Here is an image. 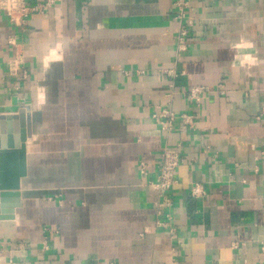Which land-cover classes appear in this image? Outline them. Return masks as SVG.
I'll list each match as a JSON object with an SVG mask.
<instances>
[{"label":"crops","instance_id":"1","mask_svg":"<svg viewBox=\"0 0 264 264\" xmlns=\"http://www.w3.org/2000/svg\"><path fill=\"white\" fill-rule=\"evenodd\" d=\"M175 1L58 0L21 28L0 12V115L23 109L27 134L0 264H264V0H184L181 52ZM159 107L193 128L163 133ZM165 146L183 158L166 218L147 183Z\"/></svg>","mask_w":264,"mask_h":264},{"label":"built area","instance_id":"2","mask_svg":"<svg viewBox=\"0 0 264 264\" xmlns=\"http://www.w3.org/2000/svg\"><path fill=\"white\" fill-rule=\"evenodd\" d=\"M28 0H0V12H3L8 20L9 25L14 27H23L30 16L35 14H43L48 11L52 5L58 0H42L39 2L29 3ZM175 9L174 20L181 25V29L178 32L176 41L178 44L177 51H185L184 40L187 37V27L190 26V19L186 16L185 8L187 3L184 0H177L173 4ZM8 72L10 76H18L21 70V60L19 56H15L8 63ZM167 76L175 78L177 73L174 69L163 70ZM23 75V74H22ZM172 88V85H170ZM205 94L204 87H192L184 92L187 100L194 102L196 105L201 103V98ZM151 119L155 124L159 126L163 133H171L175 126L181 128L192 129L194 125V119L192 115L183 113L177 114L170 107L156 108L151 115ZM159 162L155 174V179L150 180L147 183L151 186L154 193L157 195V201L155 202L156 214L159 217H165L162 211L169 209L172 206V199L169 195L171 189L177 185L175 172L180 164L183 162V158L180 156L178 147H164L159 154ZM145 163L140 164V175L146 178ZM190 197L194 200H201L204 197V189L199 185H193L189 190ZM168 218V215H166ZM166 218V217H165ZM158 226L168 225L167 223H157ZM168 232L174 236V230L168 229ZM46 248V247H44Z\"/></svg>","mask_w":264,"mask_h":264},{"label":"water","instance_id":"3","mask_svg":"<svg viewBox=\"0 0 264 264\" xmlns=\"http://www.w3.org/2000/svg\"><path fill=\"white\" fill-rule=\"evenodd\" d=\"M25 122L23 109L13 116L0 115V219H13V211L20 205L18 178L24 176V162H21L20 172H16L14 166L19 155L25 152Z\"/></svg>","mask_w":264,"mask_h":264}]
</instances>
